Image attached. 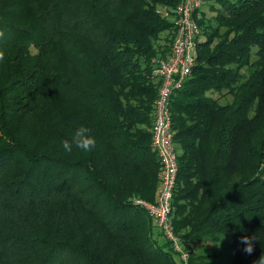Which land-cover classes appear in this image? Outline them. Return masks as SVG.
I'll use <instances>...</instances> for the list:
<instances>
[{
	"label": "trees",
	"instance_id": "1",
	"mask_svg": "<svg viewBox=\"0 0 264 264\" xmlns=\"http://www.w3.org/2000/svg\"><path fill=\"white\" fill-rule=\"evenodd\" d=\"M208 2L194 66L170 98V224L186 264H214L195 247L228 239L229 264H254L264 253V0ZM177 3L0 0V264H181L144 206L161 179L154 57L168 56L176 31L157 6ZM162 33L169 47L157 53ZM81 126L94 149L65 152ZM253 235L249 255L241 238Z\"/></svg>",
	"mask_w": 264,
	"mask_h": 264
},
{
	"label": "built area",
	"instance_id": "2",
	"mask_svg": "<svg viewBox=\"0 0 264 264\" xmlns=\"http://www.w3.org/2000/svg\"><path fill=\"white\" fill-rule=\"evenodd\" d=\"M204 0H178L174 9L176 31L170 52L165 59L156 62L154 75L159 81L154 102V121L151 129V147L156 152L161 179L155 204H144L162 236L171 242L178 252L181 264H186L187 254L181 251L179 240L171 224V201L178 173V153L171 130L170 98L181 88L190 75L196 60V40L200 36L197 19Z\"/></svg>",
	"mask_w": 264,
	"mask_h": 264
},
{
	"label": "rangeland",
	"instance_id": "3",
	"mask_svg": "<svg viewBox=\"0 0 264 264\" xmlns=\"http://www.w3.org/2000/svg\"><path fill=\"white\" fill-rule=\"evenodd\" d=\"M208 3H209L208 0L207 1L204 0L203 5H202V10L205 12L206 17L210 18V16H212V13H210V10L207 7ZM210 4H213L214 6H216L215 3H210ZM157 12L165 20L175 23L176 19L173 13L174 9H168L166 7L157 6ZM166 38H167L166 33H162L159 39L153 41L155 52L158 53V50H159V52L161 53L162 50L164 51L166 48L169 47V44ZM155 57H154V61L157 62L159 60V56H157L156 54ZM246 76L248 75L245 74L244 77ZM231 100H232L231 97H225L220 101V103L224 104L227 102H231ZM231 241H232L231 239H228L225 242L220 243V244L199 245L195 247V253L196 254H214L215 256H217L216 259L214 260V264H229V257L231 255V250L228 248V245L231 243Z\"/></svg>",
	"mask_w": 264,
	"mask_h": 264
},
{
	"label": "clouds",
	"instance_id": "4",
	"mask_svg": "<svg viewBox=\"0 0 264 264\" xmlns=\"http://www.w3.org/2000/svg\"><path fill=\"white\" fill-rule=\"evenodd\" d=\"M5 36V32L3 30H0V39H2ZM6 59L5 52L0 50V63L4 62ZM90 129L81 126L79 127L71 140L65 139L62 142V148L65 152L71 153L73 151V148L80 149L84 152H90L94 149L96 140L95 137L90 134ZM257 240L256 236H243L241 238V243L245 245L243 251L249 255H251L254 251V241ZM254 264H264V253L261 254V256L254 261Z\"/></svg>",
	"mask_w": 264,
	"mask_h": 264
}]
</instances>
